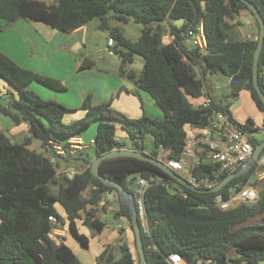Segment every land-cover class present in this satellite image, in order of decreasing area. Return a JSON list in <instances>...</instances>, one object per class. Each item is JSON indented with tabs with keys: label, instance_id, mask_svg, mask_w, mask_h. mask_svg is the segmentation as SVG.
Masks as SVG:
<instances>
[{
	"label": "trees",
	"instance_id": "obj_1",
	"mask_svg": "<svg viewBox=\"0 0 264 264\" xmlns=\"http://www.w3.org/2000/svg\"><path fill=\"white\" fill-rule=\"evenodd\" d=\"M247 1L258 9L264 20V0ZM242 11L253 16L239 0H51L50 4L39 0H0V20L8 27L25 19L44 23L61 34H71L97 20L99 30L116 41L114 52L121 59L120 73L135 79L138 89L148 93L163 114L160 120L146 115L131 119L115 110L111 102L94 105L91 97H87L81 105L85 116L67 125L64 118L69 111L65 107L56 101H45L28 90L35 82L57 92H64L66 88L55 79L20 67L0 51V81L17 95L4 106L0 85V114L11 118L16 125L25 124L29 128V137L22 144L0 134V264H82L65 239L56 242L51 231L58 223L63 227L68 224L69 234L88 250L90 238L80 233L79 225L90 228L95 235L102 233L106 224L97 214L105 208L101 205L104 195L116 192L95 178L91 162L81 157L76 159L89 166L72 178L62 176L59 183L56 179L59 157L30 149L34 140L40 141L47 151L53 149L52 143L65 145L96 123L95 158L126 148L117 139L120 127L133 143L139 141L134 145L139 150L146 149L144 140L152 135L149 156L165 164L170 160L183 163L187 126L207 129L220 112L234 121L232 103H216L211 98L207 73L229 79L233 97L248 91L264 114L252 81L257 41L254 38L238 40L236 25L232 24ZM180 19L184 25L177 28L171 20ZM131 22L143 26L136 42L123 34L122 26ZM200 22L204 24L208 41L206 53H200L195 47L190 50L186 43L188 30ZM164 23L171 27L175 37L167 45L163 44ZM255 23L259 35V25L256 20ZM137 56L144 60L138 78L126 70ZM95 67L94 60H81V70ZM259 84L264 93V47L259 60ZM139 90L133 94L138 96ZM202 97H207L206 106L196 108L189 101ZM239 126L249 129L252 121ZM259 143L254 139V149ZM160 150L166 155L161 156ZM255 169L256 165L217 193H197L148 162L117 158L100 165L103 177L121 184L129 192L132 175L150 184L143 196L148 233L139 215L148 264H171L170 257L174 254H179L187 264L264 263V189L254 202L228 211L216 206L242 190L241 185L249 181ZM191 174L195 179L215 178L216 184L209 189L230 176L220 173L219 166L211 163H201ZM58 206L66 219L60 215ZM50 217L57 218L58 223L50 222ZM114 218H126L132 230L130 208L121 204ZM258 218L260 223L248 224ZM134 247L135 237L131 246L128 243L107 245L96 264H138ZM232 251L236 253L234 258L230 256Z\"/></svg>",
	"mask_w": 264,
	"mask_h": 264
},
{
	"label": "crops",
	"instance_id": "obj_2",
	"mask_svg": "<svg viewBox=\"0 0 264 264\" xmlns=\"http://www.w3.org/2000/svg\"><path fill=\"white\" fill-rule=\"evenodd\" d=\"M50 3L51 2L47 4ZM244 21L247 25L246 28L243 27ZM113 24L114 26L116 25V23ZM232 24L236 25L235 35L238 38V40L246 41V40H251L253 38L256 39L258 37V36L256 37L257 26L255 23V19L253 18V16H250L247 12L242 11L238 16V18L232 21ZM90 25L91 23L71 34L63 35L44 23L21 19L12 26L8 27L6 26L4 21L0 20V51L20 67L29 70L37 75L49 77V78L54 77V73H52L53 68L51 67L57 65L56 63L59 60V56H61L62 61H60L59 63H61L60 64L62 65L61 67L64 68L62 69V71H64L66 74H69V76L68 79L60 78L58 76H55L54 78L62 80L67 85V87L70 82L69 78L74 77L75 72H77V74L84 72V74L91 75V77L92 75H97V77L101 78V82H102V84L99 87L94 89H92L91 87L89 88L85 87V88H81V90L78 91L79 92L78 100H80L79 101L80 111H82L81 105L83 101L87 97H91L94 105H101L111 102L112 107L115 110L125 114L127 117L131 119H139L145 115L152 119H158V120L162 119L163 114L161 110L156 106L153 98L148 93L138 89L135 79H132L127 74L122 75L120 73V66H121L120 57L114 56V57H118V62H114L106 58V56H104L101 53L99 54L100 61L103 62V66L106 67V70L96 72L94 68L87 70L80 69L81 62L80 59L77 60V58L80 57L83 59L89 58V55L84 54L83 52L88 46L89 38L92 36L91 35L92 30ZM98 26H99V22H97L94 27L96 29H99ZM126 26H128V24L122 26L123 34L125 37H126V33L123 27ZM162 27L164 29L163 44L165 45L170 44L175 39V37L172 34L171 27L167 23H164ZM106 34H107V50H108V39L110 38V36L108 33ZM186 43L187 44L190 43L189 39H187ZM68 61H70L71 63V68L68 64L69 63ZM143 66H144L143 58L137 56L134 58L133 63L126 67V70L128 71V73L134 72L138 78V76L142 73ZM222 77L223 79H225L226 84L229 87V92L231 93L230 80L227 79L225 76ZM0 85L3 89V96L8 95L10 101L13 97L16 98L17 96L16 93L7 84H5L3 81H0ZM68 88L69 90L71 89L70 87ZM28 90L32 91L38 97H40L45 101H56L57 103L61 104L69 111L67 114H72L75 111H77V110L73 111L74 108L76 109V107H73L69 104V101L67 100L69 96L64 98H59V96H56L55 94H53V92H51L52 89L47 90L46 88L41 87L39 84H35V83H32L29 86ZM136 90H139L138 96L133 94V92ZM69 99L71 100L70 97ZM234 99H235V104L233 102L231 105V113L234 121L239 125L246 126L249 120H251L252 121L251 128H253L254 131L256 130L255 136L257 134L260 135L264 141V114L259 111L256 104L252 100L250 93L248 91H241L237 97H234ZM189 101L192 104V106L198 108L204 106L205 102L207 101V97H202L196 100L190 99ZM4 102L5 100H1V103L3 105ZM242 116H244V118L245 116L248 118V122L246 124H242L245 122L244 120H241ZM253 117H256L257 119L254 120ZM69 120H74V118H69ZM185 130L187 132L188 141H193V142H195V140H197L198 137H200L205 133L204 129L194 128L189 126H187ZM85 131L82 132V134L79 137H77V138H81L86 144V147L83 150L79 151V156L81 158L89 160L90 162H93L96 159L94 156V148L89 144L96 137L95 131L93 130L92 132H90L89 135H84ZM118 131L121 132L120 136H123L125 137V139H127V141L126 140L121 141L119 140V137L117 135L118 141L126 145V148L124 150H132L135 147L134 146L135 142L133 143V141L129 139L128 135L120 127H118L117 129V132ZM0 134H5L7 137L11 139L13 143L22 144L19 142L20 141L23 142L25 141L26 138L29 137V128L25 124L16 125L11 118L4 116L3 114H0ZM153 140L151 141L150 149L147 148L144 140V145L146 147L145 150H147L148 152H150L153 148ZM33 142L31 143L29 148L35 150ZM50 150L51 149L47 150V154L45 155L49 157H54L55 156L54 148L52 149V151ZM145 150H141V151H145ZM192 150L196 154V156L201 159L202 162L204 163L211 162L209 156L207 155V152L203 147H199L196 143H193ZM160 155L161 156L166 155L164 150H160ZM64 159H68V158L59 157L57 159L58 167H57L56 179L59 183L62 182V177H61L62 175L60 174L67 172V174L69 175H74V173L70 171V169H72L71 167L64 166L65 169L63 167L60 168L61 165L58 163ZM192 161L193 160L190 159L185 160L184 169L182 172H180L181 177H183L186 180L190 175V167ZM80 172L81 171L79 170L76 173H80ZM131 180H135L136 182H138V180L140 179H135V177L131 178L130 176L129 182L132 192ZM52 190L54 192V189ZM134 194L137 204L139 197L138 192H135ZM121 204L122 203L119 200L117 192H109L104 195V199L101 205L104 206L105 208L99 210L97 216L100 221L106 224V227L102 233L95 235L92 232V238L89 237L90 238L89 248L93 245L94 241L98 242V246L101 248L99 255L103 252L104 247L107 245L116 246L119 244L122 245L124 243H128L131 246L132 244L131 233H130L132 230L129 221L126 218H119V219L114 218V215L119 210ZM110 207H112L116 212L115 213L110 212L109 211ZM58 211L60 215L66 219L63 210L61 208H58ZM142 223L146 229L147 225L145 221L142 220ZM67 225L68 224H66L64 227L61 226V228L65 231V236H64L65 244L74 252L73 247L68 242V237L70 236V234L68 232ZM80 233L82 234L81 231ZM55 241L62 242L58 239H55ZM75 255L77 254L75 253Z\"/></svg>",
	"mask_w": 264,
	"mask_h": 264
},
{
	"label": "built area",
	"instance_id": "obj_3",
	"mask_svg": "<svg viewBox=\"0 0 264 264\" xmlns=\"http://www.w3.org/2000/svg\"><path fill=\"white\" fill-rule=\"evenodd\" d=\"M187 37L190 43L200 51V53H206L208 49V41L205 33L204 24L200 22L195 28H191L187 32ZM116 46V41L113 38L108 39V53L110 56H116L114 48ZM208 104V100L205 102L204 106ZM205 133L198 137L195 142L188 141L184 150V162L170 160L167 162V166L177 172L183 171L185 160H193L190 167V175L187 178L195 188L197 189H209L217 180L215 178H201L195 179L191 170L195 167L200 166V158L192 150L193 143H196L199 147H203L210 158V163L219 166L220 173L226 174H236L241 168L252 158L254 154V139L255 131L253 128L243 129L235 121L231 120L229 116L220 112L216 114L215 120L212 125L204 129ZM135 143L139 144L138 140ZM90 146H94V141H91ZM55 150V155L59 157L67 158H80L79 151L86 147V144L81 138H71L67 141L65 145H59L52 143ZM256 169L253 175L250 177L249 181L242 186V190L233 194L230 199L226 202L217 203L216 206L221 211H228L233 208L238 207L241 204H247L254 202L259 195V186L264 183V150L261 152L259 159L255 163ZM254 165V166H255ZM181 176V175H180ZM137 185L139 186L138 191V202L137 211L140 218L146 223V215L143 206V196L150 184L145 180H138ZM184 197L186 195L183 194ZM109 211L115 213L116 211L110 207ZM50 222L57 224L58 219L55 217L49 218ZM58 227L51 231V236L54 239L62 241L65 236V231L61 228L60 223ZM147 225V223H146ZM148 233V228H146ZM171 264H187V262L179 255L174 254L170 257Z\"/></svg>",
	"mask_w": 264,
	"mask_h": 264
},
{
	"label": "rangeland",
	"instance_id": "obj_4",
	"mask_svg": "<svg viewBox=\"0 0 264 264\" xmlns=\"http://www.w3.org/2000/svg\"><path fill=\"white\" fill-rule=\"evenodd\" d=\"M42 1H44L46 3L51 2V0H42ZM97 22H98L97 20H94L93 22H91L90 27L92 30V33H91L92 36L89 38L88 46L84 50L83 53L89 55V58H91L92 60L95 61L96 67L94 68V70L96 72H99V71L106 70V67L103 66V62L100 61L99 54L102 53L104 56H106V58H108L109 60H112L114 62H118V57H114V56L109 55L108 50H107V34H106V32L100 31L99 29H96L94 27ZM243 24H244L243 27L246 28L247 25H246L245 21L243 22ZM123 28L125 29L127 39L132 41V42H136V41H138V39L140 37L141 30H142L143 26L136 24L134 22H131L128 24V26L123 27ZM63 35H67V34H63ZM257 36H258V31L256 33V37ZM187 45H188V48L190 50L194 49V46L192 43H188ZM79 59L81 62V60L83 58H81V57L77 58V60H79ZM60 61H62L61 56H59V60L56 63L58 66L56 65V66L51 67V68H53L52 73H54V77L58 76L60 78L68 79L69 74H66L64 71H62V69H64V68L61 67L62 65H60L61 63H59ZM68 62H69L68 63L69 66L71 68V63H70V61H68ZM77 69H78V67H77ZM94 74H97V73H94ZM54 77H52V79L59 81L66 88V91L65 92H57V91L51 90V92H53V94H55L56 96H59V98H64V97L69 96L71 98V100L69 99V97L67 99L69 101V104L73 107H76V109L74 108L73 111L77 110L72 114H66L65 118H64V123L69 125V124H72L74 122L81 120L85 116V114H84V112L80 111V104H79L80 100H78V93H79L78 91H80L81 88H85V87H87V88L91 87L92 89L99 87L102 84L101 78L97 77V75H92V77H91V75H86V74H84V72H81L79 74H77V72H75V76L69 78L70 82L68 84V87L71 88L69 90L67 85L62 80L54 78ZM206 81H207V86H208L211 98L216 103H221L222 101H224L223 102L224 104L225 103H233V102L235 104V99L232 96V94L229 92V87L226 84L225 79H223L222 75L215 76V75H211L210 73H207ZM35 84H39V83L35 82ZM39 85L41 87L46 88L47 90H50L47 87H45L44 85H41V84H39ZM69 118H74V120H69ZM253 119L255 120L257 118L253 117ZM241 120L245 121L242 124H246L248 122V118L246 116H245V118H244V116H242ZM93 130L95 131V135H96L97 131H98V124H96V123L92 124L85 131L84 135H89L90 132H92ZM117 135L119 137V140H121V141L126 140L127 141V139H125V137L120 136L121 135L120 131L117 132ZM121 137H123V138H121ZM152 140H153L152 135H148L145 138V145L147 146L148 149H150V147H151V141ZM255 140L260 142V141H263V138L257 134L255 136ZM23 142L20 141L19 143H23ZM33 143H34V148H35L37 153L47 154L46 149L43 147V145L40 141L34 140ZM50 151H52V148ZM58 164L61 165L60 168H62V167L64 168V166L71 167L72 169H70V171L73 172L74 175L76 174L77 171H79V170L82 171L84 168L89 166V165L85 164L84 162L77 160L76 158L64 159V160H61ZM91 165H92V162H91ZM60 175L68 176V177L74 176V175L67 174V172L60 174ZM132 177H135V176L132 175L131 178ZM263 188H264V184L261 183L259 186V190H261ZM56 190L57 189L54 188V192H56ZM58 208H60V207L58 206ZM260 222H261V219L258 218V219L251 220L248 224L254 225V224H257ZM142 226H143V223H142ZM79 229L82 232V234L92 238V231L90 228L80 225ZM130 233H131L132 244H134V234L132 231ZM68 242L73 247L74 252L77 254V256L80 259L82 264H96L97 256L99 255V253L101 251V248L98 246L97 241H94L93 245L88 250L82 249L80 243L72 235H70L68 237ZM133 251H134V254H135V257L137 259L138 264H140V259H139V256L137 254L136 247L133 248ZM230 256L232 258H234V257H236V253L234 251H232L230 253Z\"/></svg>",
	"mask_w": 264,
	"mask_h": 264
},
{
	"label": "water",
	"instance_id": "obj_5",
	"mask_svg": "<svg viewBox=\"0 0 264 264\" xmlns=\"http://www.w3.org/2000/svg\"><path fill=\"white\" fill-rule=\"evenodd\" d=\"M243 2L249 9V11L253 14L256 22L259 25V35L255 39L257 41V47L254 53V60H253V86L258 94V97L260 98V101L262 102L264 106V93L260 87L259 84V60L260 56L264 47V20L258 11V9L247 0H239ZM172 23L177 27L181 28L184 25V20H171ZM2 100H5L4 105L7 106L9 103V97L8 95H4L2 97ZM264 150V141L259 143L255 150L252 158L241 168V170L233 175H230L227 177L224 181H222L218 186L209 189V190H200L195 188L189 181L181 177L177 172L171 170L165 163L151 157L148 155V151H141L137 147H134L132 150H114L110 153H107L99 158H96L91 165V173L92 175L100 180L104 186L114 189L119 197L120 202L123 205H126L128 208H130L132 212V230L136 241V250L137 254L140 259V264H148V261L146 259L144 246H143V240H142V230L141 226L139 224V213L137 211V204L135 199V192L139 191V186L137 185V182L135 180H131L132 182V192L127 191L121 184L112 181L108 178H105L101 175L100 172V165L102 162L106 160L111 159H117V158H133L140 161L151 163L158 168H160L164 173L168 174L170 177L174 178L178 183L183 185L184 187L188 188L189 190L197 193H217L221 189H223L231 180L244 175L248 173L251 168L255 165L257 160L260 157L261 152ZM54 162V160H53ZM153 180V179H152ZM264 264V263H262Z\"/></svg>",
	"mask_w": 264,
	"mask_h": 264
}]
</instances>
